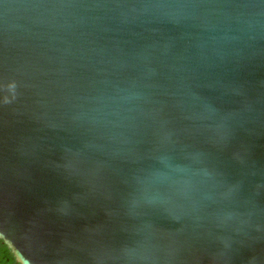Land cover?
Segmentation results:
<instances>
[{
	"label": "water",
	"instance_id": "95a60500",
	"mask_svg": "<svg viewBox=\"0 0 264 264\" xmlns=\"http://www.w3.org/2000/svg\"><path fill=\"white\" fill-rule=\"evenodd\" d=\"M0 233L17 264H264V0H0Z\"/></svg>",
	"mask_w": 264,
	"mask_h": 264
},
{
	"label": "flooded vegetation",
	"instance_id": "af4514ba",
	"mask_svg": "<svg viewBox=\"0 0 264 264\" xmlns=\"http://www.w3.org/2000/svg\"><path fill=\"white\" fill-rule=\"evenodd\" d=\"M0 264H17L10 250L0 240Z\"/></svg>",
	"mask_w": 264,
	"mask_h": 264
},
{
	"label": "snow or ice",
	"instance_id": "6c2138e0",
	"mask_svg": "<svg viewBox=\"0 0 264 264\" xmlns=\"http://www.w3.org/2000/svg\"><path fill=\"white\" fill-rule=\"evenodd\" d=\"M3 234L2 233H0V236H2ZM15 250V249H14Z\"/></svg>",
	"mask_w": 264,
	"mask_h": 264
}]
</instances>
